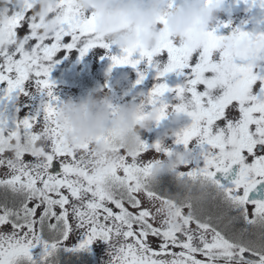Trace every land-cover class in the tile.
Listing matches in <instances>:
<instances>
[{
    "label": "snow or ice",
    "instance_id": "snow-or-ice-1",
    "mask_svg": "<svg viewBox=\"0 0 264 264\" xmlns=\"http://www.w3.org/2000/svg\"><path fill=\"white\" fill-rule=\"evenodd\" d=\"M240 2L264 11V0ZM34 3L0 6V41L8 45L0 46V264H264V29L219 21L202 42L167 37L154 49L109 57L113 66L135 68L144 59L156 68L160 82L149 97L157 124L170 114L191 119L175 133L174 146L186 155L171 192L153 171L174 146L142 141L131 155L101 161L87 144L64 143L50 79L58 54L83 57L110 44L76 0H56L59 28L43 35ZM222 28L230 34H218ZM157 57L164 63H154ZM169 73L183 83L162 82ZM166 94L176 103L164 102ZM37 95L47 102L34 111L25 103L21 116L15 102ZM5 137L18 146L5 147Z\"/></svg>",
    "mask_w": 264,
    "mask_h": 264
},
{
    "label": "clouds",
    "instance_id": "clouds-1",
    "mask_svg": "<svg viewBox=\"0 0 264 264\" xmlns=\"http://www.w3.org/2000/svg\"><path fill=\"white\" fill-rule=\"evenodd\" d=\"M20 2L0 0V6ZM169 3L170 0H76L81 13L95 17L97 37L121 48L139 46L145 50L156 48L167 37L202 42L203 33L220 21L224 0H214L211 5L205 4V0H182L171 8ZM31 12L38 20L42 18L43 35L56 33L62 15L56 0H35ZM162 17L167 23H161ZM4 19L0 14V23ZM229 43L225 41L226 46ZM0 46H8L6 38L0 41ZM150 101L147 96L137 103L114 106L110 94L93 91L83 99L63 103L55 121L66 145L76 148L87 144L98 160L111 161L121 152L131 155L140 149L144 133L157 121L158 111ZM41 143H46V139ZM9 146L15 149L18 143H9L5 137V147ZM19 146L31 147L27 141L19 142ZM161 147H165L162 142ZM185 155L183 150L174 149L171 156H161L153 178L174 174L183 167L181 157Z\"/></svg>",
    "mask_w": 264,
    "mask_h": 264
},
{
    "label": "rangeland",
    "instance_id": "rangeland-1",
    "mask_svg": "<svg viewBox=\"0 0 264 264\" xmlns=\"http://www.w3.org/2000/svg\"><path fill=\"white\" fill-rule=\"evenodd\" d=\"M182 0H174V6L175 4L181 3ZM264 20V11H261L258 7L252 8L251 10L247 9V6L243 3H237V0H224L223 9L220 13V21H224L225 23L231 21V23L235 26L242 27L243 30L246 31H253L254 29H264V23H258V21ZM247 21V23H245ZM98 49V48H97ZM90 49L88 53L83 57L90 58V63L93 66V70L96 72L97 70H102L101 68H106V70L109 72L110 76H103L99 73L98 78H101L105 83L107 81L111 80V76L115 74L116 70L121 69L123 71L121 77L118 79L117 83L115 84V88L110 91L108 94L111 95L114 106H118L123 103L127 98L129 97L128 103H137L140 100H142L144 97L149 96V93L151 92V89L153 86L160 82L157 79L158 73L155 67L150 66L146 60L141 59L139 56V53H136L134 55V59H141V62L134 68L131 65H117L113 66L112 61L109 58L110 56H120L123 54V48L110 45V49L104 50V49ZM79 55L78 51H71L66 52L62 51L58 54L57 62L55 63V66L53 67L51 73H50V79L54 82V95L58 98L54 103L56 104V107L59 108L63 105V103L67 102L68 100H78V96L75 94V90L67 87L66 91H63L62 87L59 85V81L61 80L60 76L64 74L63 68L61 67L62 60H67L72 62L76 56ZM66 61V62H67ZM154 63H164V61H161L158 57L154 58ZM100 69V70H99ZM144 74V79L137 83V81L140 79V74ZM113 77V76H112ZM168 79L171 80V82H174L175 84L167 83L169 87H176L177 85H180L184 81V77L182 75H177L176 73H169L167 76L161 78L162 82L167 81ZM177 84V85H176ZM173 87V88H174ZM141 89L146 90V93L142 96L137 97L136 93L140 92ZM136 92V93H133ZM136 96V97H135ZM48 97L46 95H37L31 99V102L33 104H39L40 101L42 103L47 102ZM164 102L169 104L176 103L175 97L172 94H166L165 97H163ZM126 102V103H127ZM37 109L39 108L38 105H35ZM33 110V109H32ZM34 111V110H33ZM226 113L229 115H238L233 114L229 110L226 109ZM191 123V119L187 116L180 115L178 119H174L172 115H169L166 119L159 122V124L154 123L156 126V133L153 134L154 136H150L148 139L151 142H162L164 146H174V140H175V133H178L182 128L186 127ZM146 136V132L143 135ZM176 150H182V146H174ZM153 153V154H152ZM152 155H155L154 152H152ZM149 157L145 158V161L149 160L151 158ZM163 156V154H161ZM194 163V162H193ZM239 227V224L237 225ZM71 243V241L69 242ZM158 244L157 240L152 241V247L156 248ZM176 251H179V249H175ZM98 255L100 253V250H97ZM106 259V257H105Z\"/></svg>",
    "mask_w": 264,
    "mask_h": 264
},
{
    "label": "trees",
    "instance_id": "trees-1",
    "mask_svg": "<svg viewBox=\"0 0 264 264\" xmlns=\"http://www.w3.org/2000/svg\"><path fill=\"white\" fill-rule=\"evenodd\" d=\"M23 34V32H21ZM94 49V48H93ZM97 49V48H96ZM98 50V49H97ZM62 60L61 67L63 68L64 74L60 76L61 80L59 81V85L62 87L63 91H66L67 87H70L75 90L76 96H78V100L85 98L89 94H91L93 91H100V92H110L115 88V84L117 83L118 79L121 77L123 71L121 69H116L113 71H116L114 75L111 76V80L107 81L105 83L101 78H98V74H101L105 77L110 76L109 72L106 70V68H101L100 71H94L93 66L90 63V58L88 57H80V55L76 56V58L69 63V61ZM165 83H171L175 84L174 82H171L170 79L165 81ZM177 85V84H176ZM172 87H174L172 85ZM136 93V92H133ZM146 93V90L141 89L138 94L136 93V96H143ZM135 96V97H136ZM129 100V97L127 100H125L123 103L126 104V102ZM15 103L19 104L21 107L20 115H26L27 113L24 111V104L28 103L29 107L33 110H36L37 107L35 105H38L39 108L42 106V101H40L39 104H33L31 100H27V98H20ZM128 103V102H127ZM156 125V124H155ZM154 124L146 132V136H143V141L148 145H154V142L149 141L150 136H154L153 134L156 133V126ZM152 152H150L148 155H145L143 158L145 160L146 157H149ZM26 159H32L29 156H26ZM146 162V161H145ZM159 184L162 188H167L169 191L174 192L176 190V183H175V177L174 174H163L158 177ZM239 227H243L242 222L239 224Z\"/></svg>",
    "mask_w": 264,
    "mask_h": 264
},
{
    "label": "water",
    "instance_id": "water-1",
    "mask_svg": "<svg viewBox=\"0 0 264 264\" xmlns=\"http://www.w3.org/2000/svg\"><path fill=\"white\" fill-rule=\"evenodd\" d=\"M219 34L228 35V34H230V30L228 28H222V29H220Z\"/></svg>",
    "mask_w": 264,
    "mask_h": 264
},
{
    "label": "flooded vegetation",
    "instance_id": "flooded-vegetation-1",
    "mask_svg": "<svg viewBox=\"0 0 264 264\" xmlns=\"http://www.w3.org/2000/svg\"><path fill=\"white\" fill-rule=\"evenodd\" d=\"M240 224V223H239ZM244 226V225H243Z\"/></svg>",
    "mask_w": 264,
    "mask_h": 264
}]
</instances>
